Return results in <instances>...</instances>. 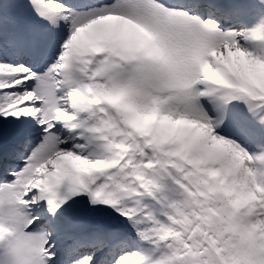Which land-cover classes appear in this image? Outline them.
I'll return each instance as SVG.
<instances>
[{
    "label": "snow or ice",
    "instance_id": "obj_1",
    "mask_svg": "<svg viewBox=\"0 0 264 264\" xmlns=\"http://www.w3.org/2000/svg\"><path fill=\"white\" fill-rule=\"evenodd\" d=\"M0 264H264V0H0Z\"/></svg>",
    "mask_w": 264,
    "mask_h": 264
}]
</instances>
